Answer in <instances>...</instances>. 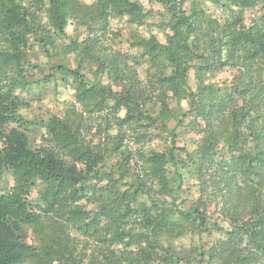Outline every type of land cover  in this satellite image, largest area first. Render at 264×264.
Segmentation results:
<instances>
[{"label": "trees", "instance_id": "16d2710c", "mask_svg": "<svg viewBox=\"0 0 264 264\" xmlns=\"http://www.w3.org/2000/svg\"><path fill=\"white\" fill-rule=\"evenodd\" d=\"M158 1L170 7L167 26L171 32L166 41L155 35L142 36L138 31L131 40L132 47L150 61L148 76L156 79L160 89L157 96L163 109L152 115L150 90L129 62V55L101 52L95 31L104 34L111 15L142 24L147 14L138 0H96L91 5L82 0H33L45 11L50 29L39 18L31 19L20 0H0V37L8 43L0 47V76L9 78L8 82L0 79V188L7 169L16 181L10 192L0 190V264H214L216 259L215 264H264V90L253 78L264 67V24L247 27L243 23L244 10L261 6L264 11V0H228L238 11L223 24L196 0L188 11L183 10V0L178 6ZM73 14L88 27L82 39L66 31ZM32 38L49 55L57 41L69 39L65 49L80 57L75 68L64 61L54 66L55 73L73 88L75 101L63 115L54 113L47 118L48 144L41 146L32 145L27 128L23 129L27 121L22 120L19 108L28 102L15 94V90L24 89L21 85L28 83L26 89L33 86L25 76V66H34L28 62ZM86 60L95 62L98 72L107 73L111 82H103L98 72L96 79L88 78L83 72ZM228 65L241 66L234 85L207 82ZM192 69L195 88L189 84ZM50 82L46 77L36 80V88L43 90ZM168 91L177 100L187 101L189 108L183 116L192 115L202 126L196 173L205 181V171H215L221 214L230 224L229 230L211 221V200L206 195L200 194L186 210L177 204L183 175L177 167V127L170 129L166 123ZM123 110L126 112L121 116ZM84 113L109 114L119 129L110 136L113 146L109 153H119L121 160L108 172H101L99 167L108 155L91 140L86 141ZM159 120L170 135V145L165 151H139L145 182L125 181L127 176L135 177L130 170L133 156L123 148L127 129L138 143L150 142L154 138L150 129L157 127ZM220 144L225 154L220 153ZM170 164L177 170V186L168 178ZM98 176L110 183L104 187L105 193L98 194L90 183ZM36 180L45 187L41 203L33 205L27 196ZM119 181H125L128 188L122 190ZM146 181L158 185L159 194L168 195L171 201L151 197V210L140 203ZM92 195V201L98 203L94 216L80 204ZM105 220L108 223L100 227ZM44 222H49L50 234L37 247L28 244L20 234L21 225L40 226ZM69 227L110 243L90 251V241H86L82 250L73 249L66 232ZM104 229H109L110 237L100 234ZM196 229L218 232L219 246L193 257L192 250L175 244Z\"/></svg>", "mask_w": 264, "mask_h": 264}, {"label": "rangeland", "instance_id": "374dc122", "mask_svg": "<svg viewBox=\"0 0 264 264\" xmlns=\"http://www.w3.org/2000/svg\"><path fill=\"white\" fill-rule=\"evenodd\" d=\"M24 3L28 11L29 17L31 19L39 18L42 22V25H45L47 29L51 27L47 25V18L44 10H40L37 7L33 0H20ZM84 3L91 5L96 2V0H82ZM144 8L147 16L142 22V24H136L131 21L126 16H117L111 15L108 18V30L100 35V31L95 29L96 33L99 35V42L101 46V52H107L112 54L113 52H120L122 54L129 55V62L135 66L139 73L140 79L148 85L150 90V112L152 115H158L163 109L161 101H158L157 94L160 92L159 86L156 83L155 78L148 76L150 61L146 56H142L136 51L135 48L131 45L132 34L135 31H138L140 35L149 37L151 35L157 36L161 42L166 41V36L170 34V28L167 26L171 12L169 11V6H166L162 1L158 0H138ZM164 1V0H163ZM182 0H165L164 2L174 3V5H180ZM183 10H189L192 1L194 0H183ZM199 2V5L207 10L213 18H216L220 24H223L227 19H229L233 14L238 11V8L233 4H229L228 0H196ZM75 16V14H73ZM71 17L70 23L66 28V31L69 36H74L75 38L79 36V39L85 37L88 33V27L79 23L80 16L77 14L75 17ZM247 27L254 24L262 26L264 24V11L261 9V6L256 8L245 9L244 10V22ZM69 44V39L60 40L55 43V46L51 48V55L47 54L42 44L35 40L31 39V47L28 49V59L29 63L34 65L33 67L25 66L26 68V80L32 83V87L26 89L27 84L21 85L24 86L22 90H15V94L19 95V100L28 102V105L21 106L19 108V113L22 116V120L26 119L27 124L24 123L22 126L23 129L27 128L26 132L30 137V141L34 146H41L48 144L47 132L45 128V121L51 114L63 115L66 109L74 105V90L71 85L65 84V82L60 78V74L55 73L54 66L60 64L62 61L66 62L69 67L75 68L79 62L80 57L76 53L70 52L68 49H65V46ZM8 43L4 37H0V47H7ZM84 70L83 72L90 79H96L98 66L95 62L89 60L83 61ZM241 66H226L222 71L218 72L214 76L210 77L207 80L208 83H214L218 86L227 84L234 85L235 79L238 74H240ZM10 73H14L10 70ZM54 74V76L52 75ZM99 77L103 82H111V79L107 73H99ZM51 80L49 85L42 90V88H36V80L39 79ZM253 78L258 82L260 90H264V67L261 74H254ZM0 79L9 81L8 76H0ZM248 79V78H247ZM189 84L191 87L195 88V74L194 69L191 70L189 75ZM114 88L117 86L114 84ZM167 99L169 103L170 112L166 118V123L170 129L177 127L176 129V144L178 149L176 151L178 168L179 172L183 175V183L178 194L177 204L181 209H188L195 201L199 198L200 194L206 195L211 200L210 205L208 206L209 214L211 215L212 222H218L222 226L229 230L231 228L227 219L221 214V193L219 192V185H216V174L215 171L209 169L205 171L206 180L200 178L199 174L196 172L197 165L199 161H196L199 158L197 153V146L199 140L202 136V126L200 123H195L192 115L184 117V113L187 112L189 106L187 101L182 99L177 100L173 95L172 91L167 92ZM125 110L121 111L120 115H125ZM83 127L86 131V141H92L97 148L107 154L105 161L100 164L101 172H108L114 168L116 162L121 160V155L119 153H109L112 150L113 141L112 137L115 136L119 129L116 124H112V119L109 114H97V115H86L84 113ZM109 116V118H108ZM32 122V123H31ZM110 122V124L108 123ZM179 122L181 124L178 126ZM18 123V122H17ZM26 124V125H25ZM86 124H88L86 126ZM162 120H159L157 127L151 128L150 132L154 135V138L150 142L138 143L135 135L127 129L125 137H123V148L133 156L131 161L130 170L135 173V177L127 176V182H133L138 184L143 180L145 182L146 176L141 173L143 168V162L139 156V151H165L166 148L170 145V135L167 131H163L161 128ZM108 135V136H106ZM220 153L225 154L223 149V144H220ZM141 173L139 177L137 174ZM118 177V176H117ZM168 178L173 186H177V170L174 165H168ZM124 181V182H125ZM124 182L119 181V187L124 190L128 188V185ZM205 182L207 184H205ZM16 181L12 172L7 169L3 174V181L1 184V192L8 193L13 189ZM90 183L93 184V188L96 189L97 193H105L104 187L109 183L107 178L96 177ZM110 184V183H109ZM45 184L40 180H36L33 185L30 194L27 196L29 201L33 205L39 204L40 194L44 190ZM103 190V191H102ZM158 185H153L149 181H146L145 192H143L138 200L142 204H146L147 208L151 210V201L149 198L157 199L158 201L167 199L171 201V198L166 196H161L159 194ZM222 192V191H221ZM94 195L90 196V199L84 198L81 200L80 204L90 213L91 216H94L95 212L98 209V203L94 202ZM46 220L45 216L43 217ZM43 223L40 226L24 224L21 225L20 234L23 239L30 245L37 247L40 245L41 240L44 236L50 234L49 222ZM107 220L101 221L99 226L103 227L107 224ZM45 224V225H44ZM139 227V226H138ZM68 236H70L69 245L75 249L79 248L82 250V247L85 246L86 241H90L89 250H95L96 248L107 247L110 241H101L95 238L94 235L89 237L81 234L76 231L74 228L69 227ZM100 234H103L106 237H110L109 229L102 230ZM68 238V237H67ZM221 236L218 232H208V231H199L194 230L187 233L182 238L176 240L175 244L183 248H187L189 251L192 250L191 254L193 257L199 256L201 252H207L212 246H219V241ZM219 252L222 249H218ZM204 259H207V256H204ZM218 260H213V263ZM25 264H30L25 262ZM181 264H189L186 261H182ZM192 264H206L205 261L196 262Z\"/></svg>", "mask_w": 264, "mask_h": 264}]
</instances>
